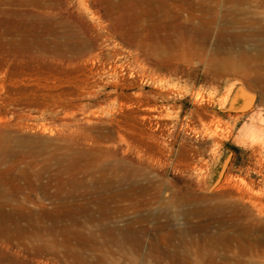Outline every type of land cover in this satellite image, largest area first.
Wrapping results in <instances>:
<instances>
[{
	"label": "rangeland",
	"instance_id": "374dc122",
	"mask_svg": "<svg viewBox=\"0 0 264 264\" xmlns=\"http://www.w3.org/2000/svg\"><path fill=\"white\" fill-rule=\"evenodd\" d=\"M0 34L1 252L264 264V0H0Z\"/></svg>",
	"mask_w": 264,
	"mask_h": 264
},
{
	"label": "bare ground",
	"instance_id": "6f19581e",
	"mask_svg": "<svg viewBox=\"0 0 264 264\" xmlns=\"http://www.w3.org/2000/svg\"><path fill=\"white\" fill-rule=\"evenodd\" d=\"M98 2V1H97ZM9 3V2H8ZM88 3V2H87ZM16 4V3H15ZM86 4V3H85ZM17 5V4H16ZM112 5H113V3H112ZM118 5V4H117ZM82 9V8H81ZM85 9V8H84ZM87 9V8H86ZM116 9H117V6H116ZM123 9V8H122ZM13 10V9H12ZM130 10H131V8H130ZM7 11V10H6ZM10 11V10H9ZM16 11V10H15ZM95 12V11H94ZM94 14H96V13H94ZM93 14V15H94ZM129 14V13H128ZM16 15V14H15ZM92 15V14H91ZM17 16V15H16ZM94 18V17H93ZM122 18V17H121ZM131 18V17H130ZM28 19V18H27ZM121 20V19H120ZM23 21H24V19H23ZM117 21V20H116ZM123 21V20H122ZM22 23V22H21ZM93 23H95V22H93ZM132 23V22H131ZM177 23V22H176ZM10 24V23H9ZM25 24V23H24ZM63 24V23H62ZM100 25H101V23H99ZM117 24V23H116ZM135 24V23H134ZM12 25V24H11ZM22 25V24H21ZM147 25V24H146ZM10 26V25H9ZM14 26V25H13ZM20 26V25H19ZM24 26V25H23ZM89 26V25H88ZM93 26V25H92ZM96 26V25H95ZM73 27V26H72ZM97 27V26H96ZM131 27V26H130ZM147 27V26H146ZM118 28V27H117ZM176 28V27H175ZM13 29V28H12ZM75 30V29H74ZM107 31V30H106ZM9 32V31H8ZM14 32H16V31H14ZM19 32V31H18ZM187 32V31H186ZM71 33H72V31H71ZM74 33V32H73ZM78 33V32H77ZM122 33V32H121ZM62 34V33H61ZM66 34V33H65ZM93 34V33H92ZM208 34V33H207ZM1 35V34H0ZM78 35V34H77ZM104 35V34H103ZM32 36V35H31ZM72 36V35H71ZM74 36V35H73ZM108 36V35H107ZM135 36V35H134ZM206 36V35H205ZM37 37H39V36H37ZM53 37V36H52ZM86 38V37H85ZM162 38H163V36H162ZM62 39V38H61ZM133 39V38H132ZM151 39V41H152V38H150ZM167 39V38H166ZM184 39V38H183ZM186 39V38H185ZM182 40V39H181ZM97 41V40H96ZM77 42V41H76ZM136 42V41H135ZM6 43V42H5ZM36 43V42H35ZM141 43V42H140ZM142 44V43H141ZM51 45V44H50ZM11 48V47H10ZM60 48V47H59ZM7 49V48H6ZM119 50V49H118ZM16 51V50H15ZM63 51V50H62ZM78 51V50H77ZM82 51V50H81ZM65 52V51H64ZM115 52V51H114ZM112 53H113V51H112ZM116 53V52H115ZM100 54V53H99ZM130 54V53H129ZM68 55V54H67ZM94 55H92V57H93ZM97 56V55H96ZM99 56V55H98ZM114 56V55H113ZM116 56V55H115ZM71 58V57H70ZM74 60V59H73ZM84 60V59H83ZM82 60V61H83ZM87 60V59H86ZM91 60H93V59H91ZM98 60V59H97ZM95 61V60H94ZM79 63H80V61H79ZM85 62H83V64H84ZM87 63V62H86ZM92 63V62H91ZM71 64H72V62H71ZM74 64V63H73ZM72 64V65H73ZM99 65V64H98ZM101 65H103V64H101ZM95 66V65H94ZM92 64H89V65H85L84 66V70H87L88 72H89V74H94L96 71H97V69L94 67ZM97 67V66H96ZM100 67V66H99ZM108 67H110V63H109V66ZM107 67V68H108ZM103 68V67H102ZM108 72H110V75L112 76V78L116 75V68L115 67H113V69L111 68V70L109 71V70H107ZM98 72V71H97ZM228 73V72H227ZM108 74V73H107ZM111 78V79H112ZM113 82V83H112ZM111 83H112V85L111 86H113V87H116L117 85H116V83L114 82V81H112ZM198 95V94H197ZM200 98V97H199ZM197 101H198V99H197ZM136 104V103H135ZM131 105V104H130ZM135 106V105H134ZM126 107H127V105H126ZM130 107V106H129ZM133 106H131V108H132ZM140 107V106H139ZM198 107H200V106H198ZM123 108V107H122ZM128 108V107H127ZM135 108H137V107H135ZM122 110V109H121ZM203 110V109H202ZM135 111V110H134ZM201 111V110H200ZM198 112V111H197ZM149 113V112H148ZM197 114V113H196ZM202 114V113H201ZM121 111L119 112V111H115L114 113H113V116H112V126H114L115 128H116V130H118V131H120V130H122L123 129V125H125V123L123 124V121H122V119H119V118H121ZM253 119V117H251V120ZM250 120V121H251ZM144 121V120H143ZM142 122V121H141ZM157 122V121H156ZM252 122V121H251ZM254 122V121H253ZM257 122V121H256ZM151 123V122H150ZM155 123V122H154ZM145 124V123H144ZM148 124V123H147ZM158 123H156V125H157ZM250 124V123H249ZM131 126V125H130ZM150 126V125H149ZM211 126V125H210ZM250 126V125H249ZM256 127H254V129H256L257 130V126L258 125H255ZM148 127V126H147ZM154 127H155V125H154ZM259 127V126H258ZM211 129V127H209V130ZM212 129H213V126H212ZM207 130V129H206ZM216 130V129H215ZM117 131V132H118ZM154 131V130H153ZM251 131V130H250ZM206 132V131H205ZM216 132V131H215ZM123 133V132H122ZM148 133V132H147ZM215 134V133H214ZM218 134V133H217ZM153 135H154V133H153ZM152 135V136H153ZM212 135V134H211ZM149 136V135H148ZM151 136V137H152ZM208 136H209V134H208ZM210 137V136H209ZM217 137V136H216ZM219 137V136H218ZM220 138V137H219ZM218 138V139H219ZM217 139V138H216ZM215 140V139H214ZM214 142V141H213ZM258 151V150H257ZM5 153V152H4ZM100 156V155H99ZM18 157V156H17ZM141 158V157H140ZM63 161V160H62ZM65 161V160H64ZM139 161V160H138ZM145 161V160H144ZM15 163V162H14ZM125 164H126V162H124ZM152 163V162H151ZM226 164V163H225ZM224 165V164H223ZM124 166V165H123ZM69 167V166H68ZM122 167V166H121ZM132 167V166H131ZM125 168V167H124ZM225 168V167H224ZM79 169V168H78ZM221 169H222V167H221ZM128 174V173H127ZM218 175H220L221 176V174H218ZM233 178V177H232ZM112 180V179H111ZM110 180V181H111ZM225 180H227V179H225ZM230 180V179H229ZM231 180H233V179H231ZM108 181V180H107ZM109 182V181H108ZM114 182V181H113ZM115 182H116V180H115ZM231 182V181H230ZM236 182V181H235ZM147 183V182H146ZM223 183V182H222ZM228 183V182H227ZM235 184V183H234ZM225 185V184H224ZM230 184H228V186H229ZM122 186V185H121ZM230 187V186H229ZM115 189V188H114ZM126 189V188H125ZM135 190V189H134ZM238 190V189H237ZM120 191V190H119ZM127 191V190H126ZM136 191V190H135ZM117 193V192H116ZM123 193V192H122ZM127 193V192H126ZM131 193V192H130ZM124 194H125V192H124ZM99 195V194H98ZM112 195V194H111ZM137 196V195H136ZM105 198V197H104ZM119 199V198H118ZM129 199H130V197H129ZM121 200V199H120ZM140 203V202H139ZM135 204V203H134ZM20 206V205H19ZM125 206V205H124ZM102 209H104V208H102ZM233 210V209H232ZM7 211V210H6ZM134 211V210H133ZM136 212V211H135ZM119 213H120V211H119ZM122 213V212H121ZM40 214V213H39ZM49 214V213H48ZM57 215H58V217H59V214L58 213H56ZM52 216V215H51ZM23 218V215L22 214H20L17 210H14V211H7V212H3L2 210H0V236L5 240V241H11L12 239H16L18 242H17V244L19 245V246H23V247H28V245H26V244H23L22 242H20V239L22 238V233L24 232V228L21 226V224H20V221H21V219ZM55 218V217H54ZM102 218V217H101ZM104 218V217H103ZM237 219V218H236ZM32 220V219H31ZM61 220V219H60ZM65 220V219H64ZM234 221V220H233ZM64 222V221H63ZM24 224V223H23ZM108 224V223H107ZM42 225V224H41ZM70 226V225H69ZM31 228V227H30ZM70 228V227H69ZM29 229V228H28ZM35 229H37V228H35ZM39 229V228H38ZM77 230V229H76ZM83 230V229H82ZM29 231H30V229H29ZM36 231V230H35ZM75 231V230H74ZM54 232V231H53ZM114 232V231H113ZM112 232V233H113ZM125 232V231H124ZM134 232V231H133ZM46 233V232H45ZM51 233V232H50ZM87 233V232H86ZM98 233V232H97ZM159 233V232H158ZM28 234V233H27ZM49 234V233H48ZM132 235V234H131ZM64 236V235H63ZM95 236V235H94ZM107 236V235H106ZM88 237V236H87ZM96 237V236H95ZM114 237V236H113ZM51 238V237H50ZM84 239V238H83ZM87 239V238H86ZM85 239V240H86ZM90 239H91V237H90ZM218 239V238H217ZM22 240H24V239H22ZM26 240V239H25ZM95 240V239H94ZM113 240V239H112ZM227 240H228V238H227ZM35 241V240H34ZM88 241H90V240H88ZM16 242V241H15ZM28 242V241H27ZM38 242V241H37ZM84 243V242H83ZM86 243V242H85ZM88 243V242H87ZM104 243H106V242H104ZM116 243V242H115ZM58 245H59V243H58ZM88 245V244H87ZM114 245V244H113ZM88 246H90V245H88ZM92 246H93V244H92ZM2 249V248H1ZM26 249V248H25ZM30 249H32L33 251H35V252H41V251H44V250H48V251H50L52 254H56L57 253V246H56V243L53 241V244L51 245H48V244H36V245H33V248L31 247ZM73 250V249H72ZM156 250V249H155ZM113 252V251H112ZM111 252V253H112ZM153 253V252H152ZM16 254V253H15ZM44 254V253H43ZM17 255V254H16ZM19 255V254H18ZM13 256V255H12ZM182 256V255H181ZM64 257H66V256H64ZM73 257V256H72ZM149 257V256H148ZM151 257V256H150ZM14 258H17V257H14ZM111 259V258H110ZM73 260V259H72ZM78 260H79V257H78ZM92 260V259H91ZM173 260V259H172ZM171 259H170V261H172ZM176 260V259H175ZM178 260V259H177ZM58 261V260H57ZM91 262V261H90ZM26 263V262H25ZM88 263H89V261H88ZM157 263V262H156ZM171 263V262H170ZM0 264H17V260L16 259H13V257L11 258V256L8 254V253H4V252H1L0 251Z\"/></svg>",
	"mask_w": 264,
	"mask_h": 264
},
{
	"label": "water",
	"instance_id": "95a60500",
	"mask_svg": "<svg viewBox=\"0 0 264 264\" xmlns=\"http://www.w3.org/2000/svg\"><path fill=\"white\" fill-rule=\"evenodd\" d=\"M245 102H246V101H245ZM245 102H243V103L240 105V107H238V109L236 110L237 112H245V111H247V110L251 107V103H253V101H252V102H248V103H245ZM225 168H226V166H225ZM225 168H224V169L222 170V172H221L222 175H223V172H224ZM222 175L218 177L216 183L219 182V180H220V178L222 177Z\"/></svg>",
	"mask_w": 264,
	"mask_h": 264
}]
</instances>
